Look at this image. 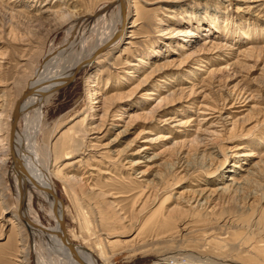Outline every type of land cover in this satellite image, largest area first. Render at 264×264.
I'll return each mask as SVG.
<instances>
[{
    "label": "rangeland",
    "instance_id": "obj_1",
    "mask_svg": "<svg viewBox=\"0 0 264 264\" xmlns=\"http://www.w3.org/2000/svg\"><path fill=\"white\" fill-rule=\"evenodd\" d=\"M112 1L0 0V208L7 214L15 208L5 174L14 103L49 50L82 29L92 45L111 26L116 6L104 19L76 21ZM127 12L101 57L87 56L69 81L46 92L28 125L17 121L20 134L50 151L68 238L98 264H264V0H131ZM105 106L104 126L89 131ZM232 177L240 189L228 188ZM71 188L79 198L88 193L84 209ZM99 188L104 196L95 201L90 189ZM3 219L0 264H23L18 253L26 249V264H55V253Z\"/></svg>",
    "mask_w": 264,
    "mask_h": 264
},
{
    "label": "bare ground",
    "instance_id": "obj_2",
    "mask_svg": "<svg viewBox=\"0 0 264 264\" xmlns=\"http://www.w3.org/2000/svg\"><path fill=\"white\" fill-rule=\"evenodd\" d=\"M121 1L124 4L123 15L121 13L119 0H114L111 3L102 4L99 8H97L95 12L86 14L84 18L81 17L78 21H76L79 24L81 23L84 25V23L82 22L83 20L85 21L87 20V18L93 20V18L95 17L96 19L103 18L105 16V12L111 6H116L117 8V12L115 11L116 13H115L114 18L111 17L112 19H110L109 21L110 23H112L111 26H109L110 25L109 23L106 25L105 20H103L104 21L103 24L106 25L105 27H108L106 29L107 32L104 30V32L100 35L101 32L99 31L100 36L97 38L96 41L94 40L95 42L93 41L92 45L88 44L90 43V40H89L90 37L87 35L84 37L83 35L86 32L84 33V30L82 29L80 32L78 30V35L77 34L75 35L76 38L74 36L68 37L62 43V45H60L57 49L53 51L51 50V52H49L50 51L49 50L48 53L44 56L43 64H41V66L34 72V76L29 80L22 94L19 96V98L14 103V106L11 112L10 129L7 135V146L5 147L6 148L5 154H8V156H10V158L12 159V166H11V169L5 174L8 177L9 188H11V191L13 192V195H14L15 208L12 214L10 213L7 214L8 210L5 211L6 207L2 206L0 208V218H5L3 219V221L5 222L10 221L12 224L16 223L17 229L19 230V232L24 233L27 236V238L29 237L34 247L37 244V242H40L49 252L51 251L55 253L56 259L53 261L55 262V264H83V262L85 264H98V263L92 253H90L83 246L72 242L66 234L65 218H64L62 202L59 199L57 190L52 181V174L50 172V164H49L50 151L48 150V148H45V150L41 152L40 149L37 148L36 145H34L36 143H33L32 141H29L28 139H26V135L24 133L20 134L17 128V121L19 118H22L25 121L26 125H28L27 123L30 121L31 118H33V115L34 114L38 115V113H40V108L42 107L45 101L44 95L46 94V92L47 93L52 92L55 89H57L59 86H61V84L69 81L79 70L82 69L81 63L85 60L87 56L94 54V53L100 54L101 51L107 48L108 44L112 41V38L114 36V30L118 26L122 25V23L127 19V16H128L127 9H128V5L130 4L131 0H121ZM103 24L101 25L104 26ZM133 25H134V22H133ZM74 26H75V23L70 24L67 27L66 32L69 33L70 30ZM79 28H82V27L79 26ZM95 29H98V27ZM90 30H94V29L90 28ZM128 37H132V36L128 35ZM127 43H131V41ZM87 44L90 45L89 48H87L88 47ZM72 46L75 47V50L73 51L71 50ZM101 56L102 55L100 54V57ZM149 94H152V93H149ZM163 100L166 101L167 99L163 98ZM107 112H108V106H105L104 111H103V116L99 118V123L95 125L88 123L87 129L89 131H94V130L99 131L105 124V118H106ZM120 133L123 134L124 132H119L117 135H121ZM193 142L195 143V145H198V146L202 144V140L199 138H196V140ZM125 153L126 152L122 151L121 154H125ZM69 157L70 156H65V159H68ZM117 157H118V154L116 155V158L112 157L113 162L111 164L112 166L111 170L114 173L120 170L119 167L117 168L115 166L116 161H118ZM4 159L5 158L2 159L1 157L0 161H4ZM223 164H224V160L221 159L218 167H222ZM184 168L185 167H183L182 170ZM88 169H96V168L93 166H89ZM108 170L102 171L101 169H98V172L101 171L100 173L109 175L110 172ZM178 179L180 178H177L176 181ZM229 180H231V182L228 185V188H232L235 190L240 189L242 182L238 181L236 177L229 178ZM70 190L73 191L72 188ZM95 190L90 189V192L92 191L91 196L92 198H94L93 200L98 201L100 197L104 196V192L100 188L98 189V191H95ZM154 193L152 194L154 195ZM2 196L3 195H1V197ZM73 196L75 200H77V203L80 205V207L84 209L81 203V200L83 198H87L88 193H84L83 191H80L81 198H79V193L74 192ZM35 197L38 199L42 198L46 202V205H43L42 203L40 204L39 209H35L32 204L33 199ZM150 197L151 195H147L145 201L142 204V208L143 206H145L147 200L151 199ZM41 214H43L46 217H49L53 221V223L50 225H44L41 220ZM60 217H62L64 220L63 230L59 224ZM63 232L65 233L66 241L68 242V244H70V246L74 248L73 252L62 241ZM101 241L102 240L96 236L93 242L97 244L98 246H100ZM18 255L21 256V258L20 259L18 258V260L21 261L23 264H26L28 250L27 249L20 250ZM38 259L40 260V263L43 260H45L42 255Z\"/></svg>",
    "mask_w": 264,
    "mask_h": 264
},
{
    "label": "water",
    "instance_id": "obj_3",
    "mask_svg": "<svg viewBox=\"0 0 264 264\" xmlns=\"http://www.w3.org/2000/svg\"><path fill=\"white\" fill-rule=\"evenodd\" d=\"M119 2H120V9H121V13H122V15H123V13H124V4L122 3V1L121 0H119ZM59 224H60V226H61V228H62V230L64 229V220H63V218L62 217H60L59 218ZM62 241L65 243V245L66 246H68V248L73 252L74 251V248H72L71 246H70V244H68V242L66 241V237H65V233L63 232L62 233ZM79 259V258H78ZM80 260V259H79ZM81 261V260H80ZM83 262V261H82ZM83 264H85L84 262H83Z\"/></svg>",
    "mask_w": 264,
    "mask_h": 264
}]
</instances>
